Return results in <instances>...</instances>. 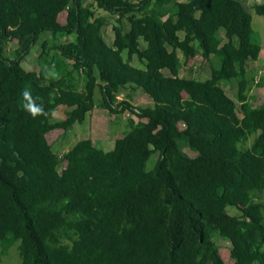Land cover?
<instances>
[{
  "label": "trees",
  "instance_id": "trees-1",
  "mask_svg": "<svg viewBox=\"0 0 264 264\" xmlns=\"http://www.w3.org/2000/svg\"><path fill=\"white\" fill-rule=\"evenodd\" d=\"M251 7L264 16V2ZM252 35L239 0H0V248L18 241L20 264H226L218 235L231 244L230 264H264V101L251 103L247 77L261 43ZM39 40L38 68L27 70ZM216 57L205 78L179 74ZM224 82L236 83L235 99ZM25 89L46 115L23 109ZM139 89L151 103L133 104ZM59 105L70 109L53 120ZM95 107L133 114L112 149L85 138L54 152L48 134Z\"/></svg>",
  "mask_w": 264,
  "mask_h": 264
},
{
  "label": "rangeland",
  "instance_id": "rangeland-1",
  "mask_svg": "<svg viewBox=\"0 0 264 264\" xmlns=\"http://www.w3.org/2000/svg\"><path fill=\"white\" fill-rule=\"evenodd\" d=\"M138 1V0H132ZM184 1V0H178ZM246 7L247 11L251 15V26L253 30V38H256L261 43V51L259 57L255 61H250L247 63V77H253L254 83L250 89V101L253 105H259L264 101V16L256 13L254 8L251 7L253 2L262 3L264 0H239ZM65 13L60 14L59 20H63ZM103 14V13H102ZM106 18L112 21L114 18L111 15H105ZM125 27L127 28V23L125 22ZM220 32L223 33V28L220 29ZM102 33L105 40L108 44H111L113 35L112 24H107L103 27ZM49 33L43 32L41 34V39L46 38ZM61 40H64L65 37L58 36ZM70 38H73L71 36ZM41 40H39L34 46H32L28 55L22 61V66L27 70H36L38 68V54L41 50ZM14 41H10L8 46L9 50L12 49ZM144 45V43H142ZM181 56V54H180ZM134 65H142L138 62L137 58L134 57L132 60ZM211 64L213 67H219L220 60L219 58H211L210 61L203 63L200 67L190 68L189 65H183L180 68V76H195L205 78L209 75ZM167 73V70H165ZM223 88L226 90V93L235 99V93L237 86L235 82H224L222 83ZM127 90L121 89L117 95V99L120 100L124 97ZM133 99L132 102L135 105H146L151 103V100L148 96L143 93L140 89L132 92ZM70 109L64 105H59L53 114V120L63 119L65 117L66 111ZM129 116L133 117V114L126 110L121 116L116 117L114 114L108 112V110L100 109L95 107L92 111L86 114V118L82 123H76L68 132L62 130H54L48 134V140L52 143V148L59 156L62 155L73 143L80 139L90 138L93 143L103 150L107 151L112 149L115 139L122 136L124 119ZM250 140L248 141V143ZM183 150L187 152L190 156H194L195 153L189 147L184 146ZM158 158V152H154L150 155L146 162V169L150 170L154 167L155 162ZM62 164L59 165V169ZM227 210L230 214H237L238 211L235 207L228 206ZM215 241L220 247L221 255L226 264L232 262L230 257V242L227 239H223L216 235L214 237ZM19 242H15L7 249L0 248V264H20L21 256L18 248ZM1 251L3 252L1 254Z\"/></svg>",
  "mask_w": 264,
  "mask_h": 264
},
{
  "label": "clouds",
  "instance_id": "clouds-1",
  "mask_svg": "<svg viewBox=\"0 0 264 264\" xmlns=\"http://www.w3.org/2000/svg\"><path fill=\"white\" fill-rule=\"evenodd\" d=\"M22 96L24 98L25 103H23L22 107L25 111L29 113L32 118H36L37 116L46 115L45 109L42 105H37L34 98L32 97L31 91L28 89L23 90Z\"/></svg>",
  "mask_w": 264,
  "mask_h": 264
},
{
  "label": "crops",
  "instance_id": "crops-1",
  "mask_svg": "<svg viewBox=\"0 0 264 264\" xmlns=\"http://www.w3.org/2000/svg\"><path fill=\"white\" fill-rule=\"evenodd\" d=\"M112 40H113V39H112ZM258 57H259V56H258ZM133 59H134V58H133ZM133 59H132V60H133ZM138 66H140V65H138Z\"/></svg>",
  "mask_w": 264,
  "mask_h": 264
}]
</instances>
